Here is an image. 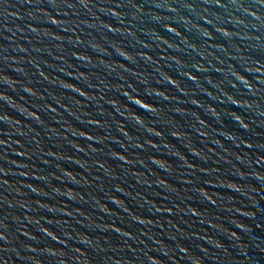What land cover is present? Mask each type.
<instances>
[{
  "label": "water",
  "instance_id": "obj_1",
  "mask_svg": "<svg viewBox=\"0 0 264 264\" xmlns=\"http://www.w3.org/2000/svg\"><path fill=\"white\" fill-rule=\"evenodd\" d=\"M0 264H264V0H0Z\"/></svg>",
  "mask_w": 264,
  "mask_h": 264
}]
</instances>
